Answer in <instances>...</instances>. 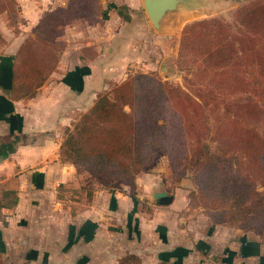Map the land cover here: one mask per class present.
I'll list each match as a JSON object with an SVG mask.
<instances>
[{"label": "crops", "instance_id": "1", "mask_svg": "<svg viewBox=\"0 0 264 264\" xmlns=\"http://www.w3.org/2000/svg\"><path fill=\"white\" fill-rule=\"evenodd\" d=\"M114 1L103 8L99 2L97 22L78 20L65 29L59 62L32 96H12L25 40L0 57V264H118L128 254L155 264H264L261 239L187 224L178 213L183 191L164 188L160 174L138 176L132 195L96 187L62 158L66 130L98 95L123 82L130 68L160 70V52L168 56L165 47L180 30L156 31L143 0ZM163 191L173 202L146 218L140 201L153 205V193Z\"/></svg>", "mask_w": 264, "mask_h": 264}, {"label": "trees", "instance_id": "2", "mask_svg": "<svg viewBox=\"0 0 264 264\" xmlns=\"http://www.w3.org/2000/svg\"><path fill=\"white\" fill-rule=\"evenodd\" d=\"M17 6L16 0H0V14L11 16ZM78 20H99L97 0H68L42 18L37 37L15 57L13 98L42 87L59 62L64 44L58 39ZM178 68L188 74L185 86L165 84L152 73L116 86L114 99L100 93L74 131L66 130L62 158L118 189L134 186L159 154L174 170L185 162L198 189L191 195L214 224L264 234V136L254 126L264 123V1L239 8L234 24L215 18L186 26ZM238 93L250 98L233 99ZM171 103L175 112L168 120ZM118 264L141 259L128 254Z\"/></svg>", "mask_w": 264, "mask_h": 264}, {"label": "rangeland", "instance_id": "3", "mask_svg": "<svg viewBox=\"0 0 264 264\" xmlns=\"http://www.w3.org/2000/svg\"><path fill=\"white\" fill-rule=\"evenodd\" d=\"M18 6L14 9L15 12L13 15L7 14L6 12L0 14V57L4 54H8L10 52H14V50L19 45V42L23 40H34L37 37L36 27L40 22V19L51 11H54L57 8H65L68 5V0H16ZM255 1H264V0H191L190 2V13L192 16L184 27L179 31L176 32L177 34L172 35L169 39V44L166 46V49H169L168 56L165 57V53L162 51L160 52L161 56L157 59V68L162 66L164 62L168 65V71H160V70H148L146 68L142 69H133L130 68L129 71H125V80L121 83H117L113 85L110 91L104 92V94H111V98L114 99L113 90L116 86L125 83L131 78H134L137 75H151L155 73L158 78L162 80L163 83L173 85V86H185V77L187 74L186 71H180L178 68V59H179V51L181 46V39H182V32L186 26L203 20L208 19H221L230 24H234L235 22V13L236 11L245 6L250 5ZM101 2L102 8L106 6L108 3H114V0H97V8L98 4ZM184 9L183 7H181ZM118 9V8H117ZM119 13V11H117ZM123 14V11H121ZM44 15V16H43ZM42 20V19H41ZM38 23V24H37ZM37 24V25H36ZM175 26V25H174ZM35 46L38 50L41 49V44L38 40H35ZM61 42V41H60ZM62 43V42H61ZM65 47V44H64ZM64 47L59 49V52L62 53ZM164 47V46H163ZM60 53V55H61ZM59 55V56H60ZM7 62V59L3 62ZM50 64V63H49ZM161 68V67H160ZM238 97H242L243 99H249V94L241 93L238 95H233L232 98L236 99ZM128 110V108H127ZM175 112V105L171 103L168 107V120L172 117V114ZM89 113V112H87ZM83 113L80 117V120L75 123L77 125L83 115L87 114ZM217 117V114L215 115ZM210 122L211 125H214V116L211 117L210 115ZM163 121H160L162 124ZM74 127L68 130L74 131ZM255 128L258 130L259 134L264 136V123L256 122L254 124ZM153 172L154 174H160L164 179L165 183L163 187L169 190L176 191L180 189L183 191V207L178 212L184 216V220L187 224L193 225L200 224L202 227L203 225L212 224L214 226H223L230 229H236L245 233L246 236H250L255 239H261L264 242V234H258L252 230H243L237 227H231L227 225H217L212 222L210 216L206 213L205 208L202 206V202L199 197H192L191 193L197 192V186L193 179V171L190 165L186 164L185 162L183 166L178 167L174 170L173 166L171 165L170 159L168 156L159 154L156 159L150 161V163L145 167L144 173ZM139 175V176H140ZM87 179H92L87 178ZM96 187L98 188H105L108 190L113 191H123L127 188L126 192H129L132 195L136 194V190L132 189V186L123 185L121 189L118 188H107L106 186L100 184L99 182H95ZM181 185H184L182 187ZM182 187V188H181ZM262 190V188H260ZM150 196V194H149ZM144 201H147L144 199ZM140 201V209L144 211L146 214V218L156 216V209L159 205H151L149 202ZM170 206V205H169ZM156 207V208H154ZM207 222V223H206ZM141 259V264H155L156 262L150 261L149 259Z\"/></svg>", "mask_w": 264, "mask_h": 264}, {"label": "water", "instance_id": "4", "mask_svg": "<svg viewBox=\"0 0 264 264\" xmlns=\"http://www.w3.org/2000/svg\"><path fill=\"white\" fill-rule=\"evenodd\" d=\"M190 2L191 0H143V6L156 31H162L167 25L175 31L179 27L181 30L192 16ZM160 71H168L166 62L162 64ZM3 158L4 156L0 155V162ZM181 186L184 187V185ZM173 200L174 195L166 191L153 193L152 197L153 204L159 206L170 205Z\"/></svg>", "mask_w": 264, "mask_h": 264}]
</instances>
